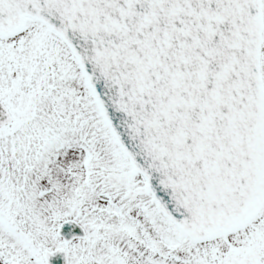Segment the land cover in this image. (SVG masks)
Wrapping results in <instances>:
<instances>
[{
  "label": "snow or ice",
  "instance_id": "6c2138e0",
  "mask_svg": "<svg viewBox=\"0 0 264 264\" xmlns=\"http://www.w3.org/2000/svg\"><path fill=\"white\" fill-rule=\"evenodd\" d=\"M0 264H264V0H0Z\"/></svg>",
  "mask_w": 264,
  "mask_h": 264
}]
</instances>
